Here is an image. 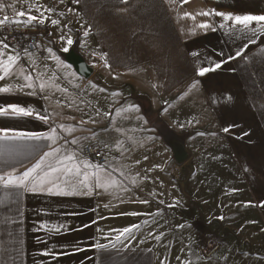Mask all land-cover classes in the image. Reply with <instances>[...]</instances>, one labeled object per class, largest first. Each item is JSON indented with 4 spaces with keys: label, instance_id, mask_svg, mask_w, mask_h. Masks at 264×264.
<instances>
[{
    "label": "crops",
    "instance_id": "1",
    "mask_svg": "<svg viewBox=\"0 0 264 264\" xmlns=\"http://www.w3.org/2000/svg\"><path fill=\"white\" fill-rule=\"evenodd\" d=\"M0 6V12H12L8 18L27 20V15H16L21 11L39 18L38 8L48 13L43 27L40 18L32 21L43 30L34 52L20 54L0 45V60L18 57L7 74L0 70V88L10 89L0 92V107L17 104L33 110L27 117L0 115V129H9L8 138L0 137V176L13 170L22 173L45 152H52L57 124L64 131L85 124L102 139L129 140L130 132L126 138L116 134V124H132L133 103L140 123L161 145L166 144L172 157L173 147L184 146L187 159L178 164L173 157L172 170L186 171L191 161L198 170L201 163L213 166L208 157L222 158L226 167L222 171L234 174L226 182L232 189L246 190L248 204L264 225V31L254 23L250 26L254 35L251 30L241 33L238 26L233 28L214 15L217 11L264 15V0H188L186 4L182 0H0ZM59 9L66 18L53 25L51 16ZM202 11L213 14L197 15ZM201 23L212 27L199 28ZM69 51L91 68L88 79L66 63L63 54ZM55 55L63 59V71L75 77L79 88L88 90L80 102L71 92L52 87L59 82L50 67L51 61H57ZM201 67L214 70L197 76L194 70ZM35 68L41 72L35 74ZM65 110H72L71 115H64ZM37 114L46 116L47 122ZM53 129L55 141L15 135L51 136ZM196 139L202 144L207 140L196 155L199 160L194 158ZM44 166L33 175L44 173ZM85 193L33 192L4 187L0 181V264H156V249L150 243L114 239L119 227L109 220L122 219L120 213L98 192ZM242 201L234 197L227 207L241 210ZM146 218L142 216V221Z\"/></svg>",
    "mask_w": 264,
    "mask_h": 264
},
{
    "label": "rangeland",
    "instance_id": "2",
    "mask_svg": "<svg viewBox=\"0 0 264 264\" xmlns=\"http://www.w3.org/2000/svg\"><path fill=\"white\" fill-rule=\"evenodd\" d=\"M8 13L12 14L11 11L0 12V19ZM35 13L40 19L48 15L40 8ZM52 15L53 20L61 21L67 14L59 9ZM55 58L57 61H51L50 67L52 72L55 71L54 75H59L60 83L51 86L61 88L68 94L71 92L80 102L88 90L79 88L78 83L74 82L75 77L63 71L64 67L60 63L63 59L56 55ZM40 70L35 68V74ZM65 111L64 115H71L68 113L72 110ZM129 111L132 124L129 127L116 124V134H125L126 138L130 132L129 140L119 136L120 140L113 142L102 139L96 130L85 124L67 126V131H64V126L57 124V140L52 151H59L42 162L45 165L44 172L48 171L49 165L59 167L57 160L73 155V161L64 162L66 168L72 171H62L53 177L59 187L71 191L69 185L75 184V193L88 192L89 189L78 183L87 175L91 191L98 192L104 203L110 202L109 206L120 213L118 216L122 219H110L109 222L113 226L118 224L119 231L128 227L132 231L127 234L143 235L123 236L119 241L150 243L156 249V264H203L213 260L234 264H264V225L248 204L246 190L232 189L226 182L229 178L233 179L234 174L222 171L226 168L222 158L208 157L207 160H212L213 166L201 163L198 170L195 169L194 161H191L188 165L191 164L192 168L190 166L186 171L176 173L172 170L175 162L166 144L161 145L140 123L138 108L133 103ZM79 112L83 114L84 110L79 109ZM93 139L100 143L106 156L104 165H97L83 153L84 146ZM206 142L202 144L196 139L194 158ZM196 159L199 160V157L196 156ZM77 168L79 176L75 172ZM98 170H103V175L111 173L115 185L107 189L95 188L93 174ZM233 196L243 200L241 210L227 207L230 200L234 201ZM114 201L121 203L112 205ZM145 215L146 221H142Z\"/></svg>",
    "mask_w": 264,
    "mask_h": 264
},
{
    "label": "snow or ice",
    "instance_id": "3",
    "mask_svg": "<svg viewBox=\"0 0 264 264\" xmlns=\"http://www.w3.org/2000/svg\"><path fill=\"white\" fill-rule=\"evenodd\" d=\"M74 2H78V0H74ZM182 3H188V0H182ZM2 7V6H0ZM213 13H210L208 11H202L197 13V15L200 16H209ZM17 16L23 17L25 15H27V20L29 22L31 21H36L39 18L31 15L30 13H25L23 11L16 13ZM185 16H191V13H185ZM214 15L222 17L224 21L226 22H230L231 26L233 28H236L237 26L239 27V31L241 33H246L247 31L251 30L253 35L255 34V28H250V26H252L254 23L256 25H259L261 30L264 31V15H249V14H245V15H234L232 13H224V12H215ZM194 18V17H192ZM9 18L7 16L3 17V19H0V25H4V23L8 20ZM39 23H44L43 19H39ZM51 23L53 25H56L59 23L58 20H52ZM199 28L202 29H208L210 27H212L210 24L208 23H201L198 25ZM221 28L224 27V24L220 25ZM212 30H215V28H213ZM88 33L85 32V35H87ZM61 39L63 40L64 37L62 36ZM67 44L71 45L72 44V40L71 38L67 39ZM0 45L3 46L4 49H7L9 47V45L4 42V41H0ZM245 47H247V45H245ZM64 51H68L67 48L63 49ZM51 51V50H49ZM0 55H3V53H0ZM193 55H196L195 53H193ZM237 57H239L241 55L240 51H237L235 54ZM18 57L14 56V55H9L7 57V60H0V70H2L5 74H7L9 71H11L12 67L16 64ZM108 66V65H106ZM220 64L217 63L215 65V68H219ZM214 69H210V68H204L201 67L199 69L194 70L195 74L197 76H204L205 73L212 71ZM0 79H3V76H0ZM27 87H31V84L27 85ZM44 86L41 85V88H43ZM191 87H195V82L191 85ZM10 89L5 87V88H0V92H9ZM9 113L16 115V116H32L33 115V110L30 108H25V107H21L17 104H9L6 107H0V115H8ZM37 118L43 120L44 122H47V117L46 116H39L37 114ZM225 131H227V129H224ZM53 135L51 136H44L43 133H34V132H18L15 133L16 136L19 137H27L29 139H34V140H39L41 138L46 139V140H52L55 141L56 136H55V130L53 129ZM68 131H71V129H69ZM8 133H9V129H0V137L3 138H8ZM73 144L76 143L75 140L72 141ZM58 149H53L52 152H45L43 154V156H41L40 161H38L35 165H33V167L23 171L22 173L16 174L15 170H13L12 172H8L5 173L3 176H0V181L3 182V186L4 187H15V188H22L24 190L27 191H44L47 190L49 193L51 194H55V195H72L75 193V189H76V185L72 184L69 185V187H71V191H64L62 188L59 187V185L56 183V179H54V175L56 173H60L62 171H72L70 169H67L65 166V161H73L75 159V157L73 155H66L64 156L62 159L57 160L56 164L59 165L58 166H52L49 165V169L48 171L44 172L42 175L37 174V175H33V173L36 172L37 169H39L41 167L42 162L45 160L46 157L52 156L55 152H58ZM87 166V165H86ZM76 175L79 176V169H75ZM103 170H98L96 173H94V185L95 188H105L107 189L110 186H114L115 185V181L112 179L111 177V173H108L107 175H103L102 174ZM58 179V177H57ZM79 184H82L84 188L89 189V192L91 191L92 186L89 185L88 183V177L87 175H85L84 180H78ZM55 189V191H54ZM85 194H89V193H85ZM146 203V201H144ZM132 215H135V213H132ZM222 219V217H221ZM133 227H138L137 225H133ZM57 231H59V229H56ZM132 231V228H124L122 230L119 231V235H117L116 239L119 240L121 238V236L125 235L126 233H129ZM159 237H157L158 239ZM97 248H103L105 247V245H101V244H97L96 245ZM47 254V253H45Z\"/></svg>",
    "mask_w": 264,
    "mask_h": 264
},
{
    "label": "built area",
    "instance_id": "4",
    "mask_svg": "<svg viewBox=\"0 0 264 264\" xmlns=\"http://www.w3.org/2000/svg\"><path fill=\"white\" fill-rule=\"evenodd\" d=\"M43 30L34 22L9 17L0 29V35L11 49L17 53L34 52ZM83 153L97 165L106 163V156L100 143L93 139L83 148Z\"/></svg>",
    "mask_w": 264,
    "mask_h": 264
},
{
    "label": "water",
    "instance_id": "5",
    "mask_svg": "<svg viewBox=\"0 0 264 264\" xmlns=\"http://www.w3.org/2000/svg\"><path fill=\"white\" fill-rule=\"evenodd\" d=\"M63 57L68 65H70L77 75L84 79H88L92 73L91 68L84 60L73 51L63 54ZM173 157L176 163L181 164L187 159V153L182 144L172 148Z\"/></svg>",
    "mask_w": 264,
    "mask_h": 264
}]
</instances>
